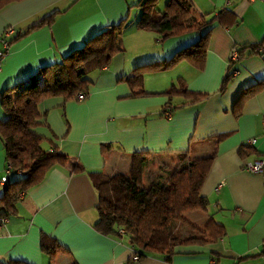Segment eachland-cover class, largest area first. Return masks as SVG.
<instances>
[{"label": "crops", "instance_id": "crops-1", "mask_svg": "<svg viewBox=\"0 0 264 264\" xmlns=\"http://www.w3.org/2000/svg\"><path fill=\"white\" fill-rule=\"evenodd\" d=\"M190 1L197 17L218 15L223 7L232 14L221 13V21L214 19L201 68L181 60L168 69L146 72L145 92L136 95L131 93L140 87L131 88L123 75L139 63L167 58L200 32L156 42L154 31L135 24L140 14L136 0H16L0 8V50L7 27L15 29L9 40L26 31L9 42L0 59V94L28 79L41 65L81 46L95 31L129 19L120 36L122 49L108 65L89 71L90 76L87 73L92 82L85 99L49 96L39 102L40 123L33 130L43 137L44 148L55 146L67 159L65 164L52 165L41 181L19 196L16 210L0 225V259L31 264H126L131 258V264H264V172L243 167L246 161L264 157V86L236 103L243 88L264 78V48L243 56L225 91L218 90L234 46L264 37V0ZM51 13L49 23L28 29ZM178 77L187 90L208 95L165 117L162 109L168 98L162 92ZM6 116L0 104V120ZM218 134L223 136L217 142ZM248 139H254L251 148L241 152ZM185 149L191 158L216 150L201 187L206 208L190 211L193 215L186 219L198 227L212 219L223 233L213 241L177 244L170 261L157 253L136 259L134 247L124 237L94 227L98 197L87 171L127 172L134 151H149L150 157L164 156L165 161ZM75 164L84 170L72 171ZM11 173L0 142V193L7 179L19 176L17 170L13 177ZM192 228L181 237L202 235ZM42 234L55 237L63 247L53 259L41 249Z\"/></svg>", "mask_w": 264, "mask_h": 264}, {"label": "trees", "instance_id": "trees-1", "mask_svg": "<svg viewBox=\"0 0 264 264\" xmlns=\"http://www.w3.org/2000/svg\"><path fill=\"white\" fill-rule=\"evenodd\" d=\"M12 1L16 0H0V8ZM158 1L136 0L135 5L140 8V16L135 21L138 27L154 31L157 40L161 41L193 31L200 34L192 43L178 48L167 58L139 63L130 74L123 75L121 79L131 88L140 87L138 92L131 93L133 95L145 92L142 85L146 72L168 69L181 60L188 61L198 69L201 68L205 62L208 37L214 19H219L221 13L232 14L230 8L223 7L218 15L201 14L197 17L193 15L190 0H166L163 9L158 11L156 7ZM52 19L53 13L45 15L28 29L49 23ZM233 21L236 23L238 20L234 18ZM128 23L129 19L125 17L117 23L102 27L88 36L81 46L70 48L59 60L41 65L28 79L2 90L0 104L7 116L0 120V142L5 159L11 164L10 169L19 171V176L4 182L0 193V217H6L14 212L19 193L24 194L41 181L52 165L66 162L65 153L55 146L44 148L43 137L33 130L40 123L39 102L49 96H61L67 101L77 99L78 92L88 95L89 84L92 81L87 73L108 65L113 55L122 49L120 36ZM23 33L18 32L9 42ZM263 48L264 37L256 42L234 46L238 59L232 62L229 60L219 92L225 91L229 82L236 76L237 73L233 71L238 69L237 62L247 54L260 53ZM176 81L162 92L168 98L163 105V116L165 110L172 114L177 108L208 95L187 90L180 77ZM262 86L264 78L243 88L236 98V103ZM215 136L218 142L223 134ZM250 145L252 144L248 142L242 145L241 152L245 151L244 148L250 149ZM215 153L216 150L213 149L208 155L191 158L187 149L177 151L176 165L168 172L167 177L152 180L148 185H143V177L150 162L149 151H134L127 172L108 174L102 171H87L98 197L96 204L98 218L94 222V227L104 234L124 237L134 247L136 259L157 253L170 261L177 244L216 240L223 233V229L212 219L207 220L201 227L190 223L192 227L203 232L201 236L189 234L181 237L180 233L173 230L176 220L187 221L186 213L206 208L208 200L201 194V187ZM83 170L84 167L80 164H75L72 168L74 172ZM119 229H123V233L118 232ZM205 232H208L207 237ZM40 246L48 253L50 259H53L59 248H63L55 237L47 234L41 235ZM133 261L131 258L126 264ZM0 264L31 263L21 259H0Z\"/></svg>", "mask_w": 264, "mask_h": 264}, {"label": "rangeland", "instance_id": "rangeland-1", "mask_svg": "<svg viewBox=\"0 0 264 264\" xmlns=\"http://www.w3.org/2000/svg\"><path fill=\"white\" fill-rule=\"evenodd\" d=\"M165 1L166 0H159L158 1V3L156 4V7H157L158 11L163 9ZM157 14H160V13H157ZM139 16H140V14H139ZM139 16H137V18ZM155 41L159 42L158 40H155ZM88 75L90 76L91 72H89ZM44 144L45 143H42V145H44ZM157 161H159V163ZM176 161H177V156L176 155H174L173 157H166L165 161H164V156H162L160 160H157L154 157H150V162L148 163V166H147V168L145 169V172H144L143 183L146 185L148 180L150 181V180H155V179H158V178L159 179L160 178L161 179H165L167 177L168 172L170 170H172V168L175 167ZM164 164L166 165L165 167H166L167 171L165 169H163V170L161 169ZM14 173H15V170H12L11 177H13ZM191 215H193V214H192V212L189 211L188 213L185 214V218L190 217ZM192 229L193 228L190 225V222H188V221L176 220L174 222V224H173V230L178 232V233L185 232V230H186L185 233H189V232H191ZM193 232L197 233L196 230H193ZM186 246L187 245H182V248H185Z\"/></svg>", "mask_w": 264, "mask_h": 264}, {"label": "built area", "instance_id": "built-area-1", "mask_svg": "<svg viewBox=\"0 0 264 264\" xmlns=\"http://www.w3.org/2000/svg\"><path fill=\"white\" fill-rule=\"evenodd\" d=\"M227 3H231L232 0H226ZM15 31V29L13 27H7L5 30H4V37L2 38V41H3V49L0 50V59L3 57L8 45H9V39H8V36H10L13 32ZM238 59V56H237V53L235 50H233L231 52V56H230V61H236ZM229 61V62H230ZM234 73H237V69L233 71ZM87 97V94L86 93H83V92H78L76 94V98L79 99V100H82V99H85ZM165 116L169 117L171 115L170 111L169 110H165L164 112ZM247 142L249 144H253L254 142V139H248ZM11 167V164L10 162L7 161V168L10 169ZM246 170H248L249 172H253V173H262L264 172V158L263 157H258V158H255L253 160H250V161H246L244 163V166H243ZM23 193L20 192L19 193V196H22ZM6 221V217H0V225H2L4 222ZM118 232L120 233H123V229H119Z\"/></svg>", "mask_w": 264, "mask_h": 264}]
</instances>
